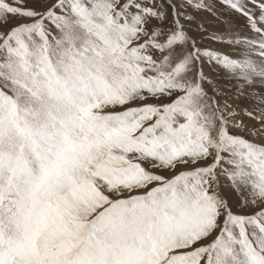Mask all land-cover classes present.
Returning a JSON list of instances; mask_svg holds the SVG:
<instances>
[{
  "label": "snow or ice",
  "instance_id": "obj_1",
  "mask_svg": "<svg viewBox=\"0 0 264 264\" xmlns=\"http://www.w3.org/2000/svg\"><path fill=\"white\" fill-rule=\"evenodd\" d=\"M0 264H264V0H0Z\"/></svg>",
  "mask_w": 264,
  "mask_h": 264
}]
</instances>
